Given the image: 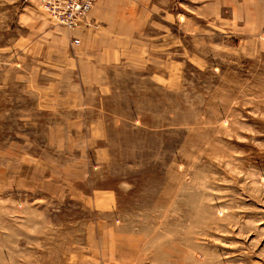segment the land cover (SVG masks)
I'll use <instances>...</instances> for the list:
<instances>
[{"label":"rangeland","instance_id":"rangeland-1","mask_svg":"<svg viewBox=\"0 0 264 264\" xmlns=\"http://www.w3.org/2000/svg\"><path fill=\"white\" fill-rule=\"evenodd\" d=\"M0 264H264V0H0Z\"/></svg>","mask_w":264,"mask_h":264},{"label":"built area","instance_id":"built-area-1","mask_svg":"<svg viewBox=\"0 0 264 264\" xmlns=\"http://www.w3.org/2000/svg\"><path fill=\"white\" fill-rule=\"evenodd\" d=\"M93 0H38L39 7L62 27L77 28L92 6ZM77 43V40H73Z\"/></svg>","mask_w":264,"mask_h":264}]
</instances>
